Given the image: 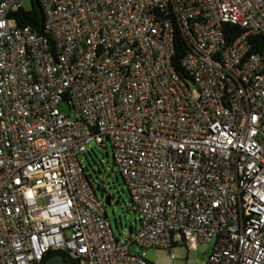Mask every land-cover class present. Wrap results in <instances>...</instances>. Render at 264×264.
<instances>
[{
  "label": "built area",
  "instance_id": "built-area-1",
  "mask_svg": "<svg viewBox=\"0 0 264 264\" xmlns=\"http://www.w3.org/2000/svg\"><path fill=\"white\" fill-rule=\"evenodd\" d=\"M24 1L0 0V264H171L190 240L264 264V0H38L46 36ZM104 141L138 218L123 242L84 174Z\"/></svg>",
  "mask_w": 264,
  "mask_h": 264
},
{
  "label": "rangeland",
  "instance_id": "rangeland-1",
  "mask_svg": "<svg viewBox=\"0 0 264 264\" xmlns=\"http://www.w3.org/2000/svg\"><path fill=\"white\" fill-rule=\"evenodd\" d=\"M24 7H29V2L24 1ZM60 111L67 114L68 110L60 106ZM106 151L93 147L91 151L97 156L93 170H90L92 177L95 179L93 187L97 197L104 201V197L111 198V206L106 207V214L111 224L115 237L123 242L128 235L129 228H136L138 218L136 214L129 212V193L126 189L122 177L118 174L117 168L113 164L110 145L104 141ZM105 153L109 155L105 157ZM83 164L86 165L85 159ZM97 183L102 187L97 188ZM212 243L198 245L194 240L188 242V248L175 247L173 254L175 259L171 264H206L211 253ZM134 251V248H131ZM147 259L152 264L166 263L167 253L162 250L149 249L146 251Z\"/></svg>",
  "mask_w": 264,
  "mask_h": 264
},
{
  "label": "trees",
  "instance_id": "trees-1",
  "mask_svg": "<svg viewBox=\"0 0 264 264\" xmlns=\"http://www.w3.org/2000/svg\"><path fill=\"white\" fill-rule=\"evenodd\" d=\"M17 21H18V24L21 26L31 27L38 35L46 36L44 34V29H43V11H42V7H41L40 3L38 2V0H31L30 10L22 11L21 13H19V17H18ZM225 31H226V33L230 32V33L235 34V35L241 33V31L238 28L231 27V26H226ZM259 42H264V38H262V37H251L248 39V44H249L251 50L254 52H257V53H259V51H258L259 49L257 47V43H259ZM175 43H176V45H175V57L173 59V64H174L176 71L180 74H183L182 70H180V68H179V63H180V60L182 59V56H184V54L188 51V48L186 47V45L184 43H182L180 41L179 38L176 39ZM84 159L86 161V165H84V174H85V177L87 178L89 184L92 186V188L95 192V189L93 187V183L95 182V179L92 177L90 170H92L94 172L93 165L96 163L97 156L95 155V153L93 151H90L87 153V155L85 156ZM97 188L101 189L102 187L97 183ZM129 229L132 230V228H129ZM55 256H61L65 261L72 262L67 257V254L64 252H50L47 255V257L45 258V261L43 262V264L47 260H49Z\"/></svg>",
  "mask_w": 264,
  "mask_h": 264
},
{
  "label": "water",
  "instance_id": "water-1",
  "mask_svg": "<svg viewBox=\"0 0 264 264\" xmlns=\"http://www.w3.org/2000/svg\"><path fill=\"white\" fill-rule=\"evenodd\" d=\"M105 157L108 158L109 155L105 153ZM104 204L106 207L111 206V198L106 196L104 197ZM130 231V229H129ZM44 264H74L72 262L65 261L61 256H55L49 260H47Z\"/></svg>",
  "mask_w": 264,
  "mask_h": 264
},
{
  "label": "crops",
  "instance_id": "crops-1",
  "mask_svg": "<svg viewBox=\"0 0 264 264\" xmlns=\"http://www.w3.org/2000/svg\"><path fill=\"white\" fill-rule=\"evenodd\" d=\"M164 264H166V263H164Z\"/></svg>",
  "mask_w": 264,
  "mask_h": 264
}]
</instances>
